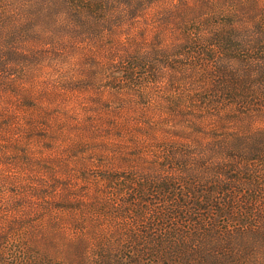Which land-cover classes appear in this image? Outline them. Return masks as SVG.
Segmentation results:
<instances>
[{"label": "trees", "instance_id": "16d2710c", "mask_svg": "<svg viewBox=\"0 0 264 264\" xmlns=\"http://www.w3.org/2000/svg\"><path fill=\"white\" fill-rule=\"evenodd\" d=\"M61 50L88 66L89 89L103 77L97 93L110 94L72 108L88 158L28 194L18 184L16 262L264 264V0H0V148L17 143L26 164L39 154L11 134L33 116L22 120L9 93L32 108L38 93H67L64 84L21 89ZM76 178L90 184L89 202ZM51 207L67 208L50 220L69 222L72 236L31 260L21 246L28 217Z\"/></svg>", "mask_w": 264, "mask_h": 264}, {"label": "rangeland", "instance_id": "374dc122", "mask_svg": "<svg viewBox=\"0 0 264 264\" xmlns=\"http://www.w3.org/2000/svg\"><path fill=\"white\" fill-rule=\"evenodd\" d=\"M75 56H77L76 52L72 53L61 50L52 59L48 61L44 60L42 65L35 70L34 79L32 81L26 80L21 87V89L26 87L30 82H35L38 88L45 85L53 86L55 84H64L67 93L63 95L50 94L49 97H44L45 94L38 93L39 103L36 106L37 108H34V106L32 108V105L29 103L26 104V101L21 99V96L19 97L21 103L17 104L19 100L16 97L19 94L9 93L11 94L12 100L11 106L19 112L22 120L26 114L33 116V121H31L29 126L21 129L17 128L16 132H12L11 135L22 142L31 141L32 143L26 147H32L31 151L39 154V157L35 159L36 166L30 165L26 164L20 155L14 153L15 149L21 148L17 143L10 141L6 143V149L0 148V194H2V200H0V264L20 263L16 262L17 255L21 254L19 251H16L15 236L21 232L22 228L17 229L16 233L15 229L9 227V221H11L10 215H13L14 212L21 214V206L19 205L21 198L17 195L18 192H16L18 184H24L25 186L23 188L28 194L29 189L27 186H30L33 182L37 184L44 182L50 183L53 176L50 174L51 171L57 170L58 167H69L74 158L83 156L84 153L77 152L79 149L76 148V144L83 140L75 136L76 129H73V125L70 123L80 117L81 109L74 110L72 108H79L83 102H88L90 95H92L91 97L100 95L101 98H104V96L110 94L109 88H103L102 93H97L102 89L103 85L101 83L105 80L103 77L98 81L97 89L99 90L88 88L85 82L89 81L84 80L85 75L83 73L85 72L83 68H87L88 66L74 61L73 58ZM94 102L98 108H102V101L96 100ZM38 108L45 110V115L48 117L36 115L35 112ZM62 109L69 110L65 114L69 123H67V126L63 125V127L58 128L56 124L65 117L61 114ZM84 158L88 157L84 154ZM35 170H38V172L36 173ZM56 173L59 176L61 175L59 172ZM32 174L36 175V180ZM59 178H62V176ZM71 183L73 188L80 186L81 190H83V186H86L84 193L87 195L84 200L89 202V195L92 194L90 184L80 178H76V181H71ZM61 184L62 182H58L57 192L60 194L66 193L67 190L60 187ZM8 200H11L13 205L12 210L8 209L10 207V201ZM52 200L57 202L58 199L54 198ZM37 202L35 200L32 201V205L36 208ZM66 210L67 208L51 207L49 210L43 212L33 213L31 211L30 217L28 218L31 219L30 225L34 226L30 228L31 232L29 229L28 231L25 230L26 233L23 235L27 237L22 239L25 245H21L24 249L26 248L27 255L31 260L32 256H39L38 250L40 248L48 250L57 248V250H61L65 246L66 243L64 241L66 238L72 236V227L69 225V222L64 224L60 220L57 224L51 225L52 221L50 217L68 216ZM40 216L43 217L39 218ZM35 225H37L36 227L38 229ZM39 230H44L41 233L48 235V237L42 239L41 234L38 232ZM57 256L60 255L57 254ZM20 264H24V262Z\"/></svg>", "mask_w": 264, "mask_h": 264}]
</instances>
